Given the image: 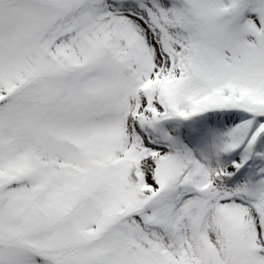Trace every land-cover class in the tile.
<instances>
[{"label": "snow or ice", "instance_id": "6c2138e0", "mask_svg": "<svg viewBox=\"0 0 264 264\" xmlns=\"http://www.w3.org/2000/svg\"><path fill=\"white\" fill-rule=\"evenodd\" d=\"M0 264H264V0H0Z\"/></svg>", "mask_w": 264, "mask_h": 264}]
</instances>
